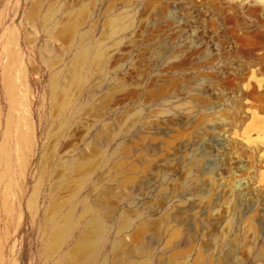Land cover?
Here are the masks:
<instances>
[{
	"label": "rangeland",
	"instance_id": "obj_1",
	"mask_svg": "<svg viewBox=\"0 0 264 264\" xmlns=\"http://www.w3.org/2000/svg\"><path fill=\"white\" fill-rule=\"evenodd\" d=\"M0 264H264V0H0Z\"/></svg>",
	"mask_w": 264,
	"mask_h": 264
}]
</instances>
